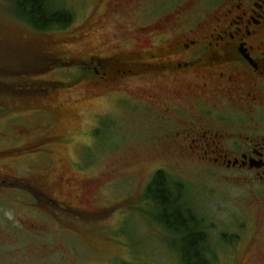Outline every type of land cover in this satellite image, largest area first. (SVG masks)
<instances>
[{"label":"rangeland","instance_id":"rangeland-1","mask_svg":"<svg viewBox=\"0 0 264 264\" xmlns=\"http://www.w3.org/2000/svg\"><path fill=\"white\" fill-rule=\"evenodd\" d=\"M53 5L72 23L42 32L0 0V264H181V243L146 197L161 172L205 220L214 264H264V185L180 152L146 110L164 88L95 74L97 58L149 48L144 25L158 23L161 41L178 19H207L209 0ZM115 62L105 71L122 69Z\"/></svg>","mask_w":264,"mask_h":264},{"label":"flooded vegetation","instance_id":"flooded-vegetation-1","mask_svg":"<svg viewBox=\"0 0 264 264\" xmlns=\"http://www.w3.org/2000/svg\"><path fill=\"white\" fill-rule=\"evenodd\" d=\"M209 4L207 19H178L165 40L154 37L158 23L144 25L141 34L154 44L97 58L103 72L95 74L105 84L118 76L128 89L164 88L166 96L151 95L146 110L168 125L180 152L264 185V0ZM110 60L122 69L105 71ZM233 236L240 241L226 242L229 251L243 239Z\"/></svg>","mask_w":264,"mask_h":264},{"label":"trees","instance_id":"trees-1","mask_svg":"<svg viewBox=\"0 0 264 264\" xmlns=\"http://www.w3.org/2000/svg\"><path fill=\"white\" fill-rule=\"evenodd\" d=\"M11 2L16 14L42 32L67 28L73 20L72 13L54 7L53 0ZM179 187L180 184L170 182L163 172L157 174L146 194L147 200L149 198L158 210L156 220L181 243L180 248L175 247L181 264H214L212 241L206 222L187 206L182 194L178 192Z\"/></svg>","mask_w":264,"mask_h":264}]
</instances>
